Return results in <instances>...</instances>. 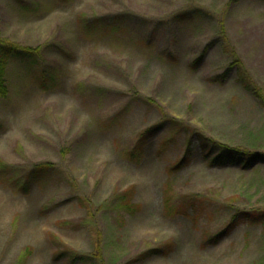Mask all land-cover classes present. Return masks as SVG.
<instances>
[{
  "label": "rangeland",
  "instance_id": "374dc122",
  "mask_svg": "<svg viewBox=\"0 0 264 264\" xmlns=\"http://www.w3.org/2000/svg\"><path fill=\"white\" fill-rule=\"evenodd\" d=\"M0 31L40 48L0 99V264H264V162L212 161L264 154V0H0Z\"/></svg>",
  "mask_w": 264,
  "mask_h": 264
},
{
  "label": "trees",
  "instance_id": "16d2710c",
  "mask_svg": "<svg viewBox=\"0 0 264 264\" xmlns=\"http://www.w3.org/2000/svg\"><path fill=\"white\" fill-rule=\"evenodd\" d=\"M129 20V21H128ZM126 22L132 21V19H128ZM126 22H121L119 20H114V22L110 27L111 33H118L122 32L123 27H125ZM105 28L101 29L102 31ZM40 48H34L30 46H24L17 43L10 42L3 38L0 31V99L4 98L9 93V88L7 86L6 81V72L9 62L12 59H29L32 58L34 55H38ZM149 132L152 129L148 130ZM202 148L204 149V153L207 157H210L211 151L213 148H210L207 144L201 142ZM216 146H214L215 149ZM218 150L217 154L212 158L213 163L217 164H225L228 162V158L230 161L237 162V163H245V165H249V163L253 160H257L259 162H264V154H252V153H245L235 149H229L227 146L219 145L217 146ZM220 150V151H219ZM231 153L229 157L226 154ZM232 157V158H231ZM52 163H39L36 164L35 167L30 172V177L28 178L29 181L33 180H43L44 178L49 177L50 170L53 168ZM244 218L252 223L262 221L264 222V212L261 214H252L246 213L244 214Z\"/></svg>",
  "mask_w": 264,
  "mask_h": 264
}]
</instances>
